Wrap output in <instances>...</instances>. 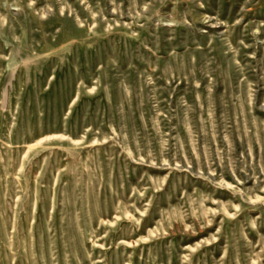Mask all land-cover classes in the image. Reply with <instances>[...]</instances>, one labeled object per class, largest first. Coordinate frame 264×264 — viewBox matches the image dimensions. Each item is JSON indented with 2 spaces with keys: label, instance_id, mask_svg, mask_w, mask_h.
I'll list each match as a JSON object with an SVG mask.
<instances>
[{
  "label": "rangeland",
  "instance_id": "374dc122",
  "mask_svg": "<svg viewBox=\"0 0 264 264\" xmlns=\"http://www.w3.org/2000/svg\"><path fill=\"white\" fill-rule=\"evenodd\" d=\"M0 264H264V0H0Z\"/></svg>",
  "mask_w": 264,
  "mask_h": 264
}]
</instances>
